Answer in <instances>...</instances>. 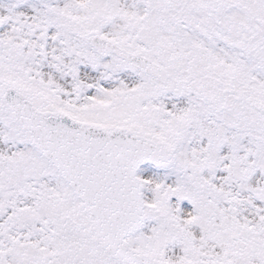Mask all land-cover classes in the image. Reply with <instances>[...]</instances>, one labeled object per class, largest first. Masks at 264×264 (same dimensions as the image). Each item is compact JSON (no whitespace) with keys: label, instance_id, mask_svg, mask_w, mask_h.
Returning <instances> with one entry per match:
<instances>
[{"label":"snow or ice","instance_id":"obj_1","mask_svg":"<svg viewBox=\"0 0 264 264\" xmlns=\"http://www.w3.org/2000/svg\"><path fill=\"white\" fill-rule=\"evenodd\" d=\"M0 264H264V0H0Z\"/></svg>","mask_w":264,"mask_h":264}]
</instances>
